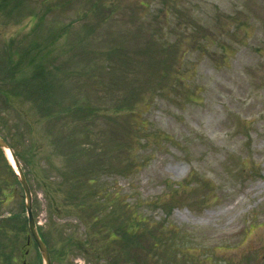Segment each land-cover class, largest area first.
I'll list each match as a JSON object with an SVG mask.
<instances>
[{"label": "rangeland", "instance_id": "obj_1", "mask_svg": "<svg viewBox=\"0 0 264 264\" xmlns=\"http://www.w3.org/2000/svg\"><path fill=\"white\" fill-rule=\"evenodd\" d=\"M10 18L0 49L35 41L59 68L48 115L0 92L52 264H264V0H22Z\"/></svg>", "mask_w": 264, "mask_h": 264}, {"label": "trees", "instance_id": "obj_2", "mask_svg": "<svg viewBox=\"0 0 264 264\" xmlns=\"http://www.w3.org/2000/svg\"><path fill=\"white\" fill-rule=\"evenodd\" d=\"M22 0H0V20L6 25L11 13H14L21 5ZM39 26L43 25V18L39 19ZM35 41L30 44L14 48L12 43L2 46L0 49V92L6 101L14 98L31 103L41 117L52 111L54 97V82L52 77L59 71L58 66L48 63V52L42 49ZM41 53V55H40ZM91 112V111H90ZM16 156L21 159L11 139H8ZM119 233V230L116 229ZM41 237L42 234H40ZM110 237L111 241L119 240ZM45 241V240H44ZM49 246V244L46 242Z\"/></svg>", "mask_w": 264, "mask_h": 264}, {"label": "water", "instance_id": "obj_3", "mask_svg": "<svg viewBox=\"0 0 264 264\" xmlns=\"http://www.w3.org/2000/svg\"><path fill=\"white\" fill-rule=\"evenodd\" d=\"M0 149L3 152L8 150L10 153V157H11L13 164H14L16 171H17V179H18L19 183L21 184V186L24 190V193H25V197H26L25 208H26L27 214H28V229H29L30 235L32 236L34 242L36 243V245L39 249V252H40L42 259H43V263L44 264H50V258L48 255V250H47L45 244L43 242H41V240L39 239L35 225H34V220H33L32 213H31V194H30V190H29V187L27 185V182L25 180V177L23 175V172L20 168V165H19L13 151L9 148L7 143L4 142L1 138H0Z\"/></svg>", "mask_w": 264, "mask_h": 264}, {"label": "bare ground", "instance_id": "obj_4", "mask_svg": "<svg viewBox=\"0 0 264 264\" xmlns=\"http://www.w3.org/2000/svg\"><path fill=\"white\" fill-rule=\"evenodd\" d=\"M7 157H8V159H9L10 163L12 164L11 159L9 158V154H8V153H7Z\"/></svg>", "mask_w": 264, "mask_h": 264}, {"label": "flooded vegetation", "instance_id": "obj_5", "mask_svg": "<svg viewBox=\"0 0 264 264\" xmlns=\"http://www.w3.org/2000/svg\"><path fill=\"white\" fill-rule=\"evenodd\" d=\"M27 262H25V264H26Z\"/></svg>", "mask_w": 264, "mask_h": 264}]
</instances>
